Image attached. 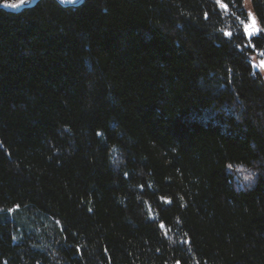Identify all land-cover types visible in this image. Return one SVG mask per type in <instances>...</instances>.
<instances>
[{
  "label": "trees",
  "instance_id": "obj_1",
  "mask_svg": "<svg viewBox=\"0 0 264 264\" xmlns=\"http://www.w3.org/2000/svg\"><path fill=\"white\" fill-rule=\"evenodd\" d=\"M2 1L0 264H264V0Z\"/></svg>",
  "mask_w": 264,
  "mask_h": 264
},
{
  "label": "rangeland",
  "instance_id": "obj_2",
  "mask_svg": "<svg viewBox=\"0 0 264 264\" xmlns=\"http://www.w3.org/2000/svg\"><path fill=\"white\" fill-rule=\"evenodd\" d=\"M32 0H4L1 2V5L7 9L15 10L19 9L23 4L29 3ZM219 4L224 7L223 4L219 2ZM247 18L242 20L243 29L246 33V36H250L258 31V25L256 19L248 5L245 3ZM250 61L255 70H258L262 74H264V54L260 50L253 49L250 54ZM233 169L236 171V183L241 184L243 179L248 178L249 170L242 166H233Z\"/></svg>",
  "mask_w": 264,
  "mask_h": 264
},
{
  "label": "water",
  "instance_id": "obj_3",
  "mask_svg": "<svg viewBox=\"0 0 264 264\" xmlns=\"http://www.w3.org/2000/svg\"><path fill=\"white\" fill-rule=\"evenodd\" d=\"M28 2V0H26ZM63 4H75L79 2L80 0H59ZM262 79H263V86H264V74H262Z\"/></svg>",
  "mask_w": 264,
  "mask_h": 264
}]
</instances>
